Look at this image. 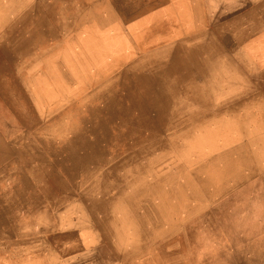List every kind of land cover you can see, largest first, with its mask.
<instances>
[{"label":"rangeland","instance_id":"rangeland-1","mask_svg":"<svg viewBox=\"0 0 264 264\" xmlns=\"http://www.w3.org/2000/svg\"><path fill=\"white\" fill-rule=\"evenodd\" d=\"M0 264H264V0H0Z\"/></svg>","mask_w":264,"mask_h":264},{"label":"bare ground","instance_id":"bare-ground-1","mask_svg":"<svg viewBox=\"0 0 264 264\" xmlns=\"http://www.w3.org/2000/svg\"><path fill=\"white\" fill-rule=\"evenodd\" d=\"M178 3V2H177ZM152 4V3H151ZM129 5V4H128ZM185 5V4H184ZM126 6V5H125ZM135 7V6H134ZM171 7V6H170ZM187 7V6H186ZM137 8V7H136ZM135 8V9H136ZM142 8V7H141ZM141 8H140V11H141ZM172 8V7H171ZM180 8V7H179ZM168 9V8H167ZM166 9V10H167ZM173 9V8H172ZM184 9V8H183ZM187 9V8H186ZM81 10V9H80ZM164 11H165V9H163ZM169 10V9H168ZM191 10V9H190ZM140 11H138V12H140ZM178 11V10H177ZM135 12V11H134ZM133 12V13H134ZM142 12H143V10H142ZM76 14V13H75ZM181 14V13H180ZM182 15V14H181ZM107 16V15H106ZM105 16V17H106ZM176 16H178L177 14H176ZM186 16V15H185ZM189 16V15H188ZM180 17V16H179ZM78 18V17H77ZM127 18V17H126ZM175 18V17H174ZM180 19V18H179ZM191 19V18H190ZM114 20V19H113ZM127 20V19H126ZM130 20V19H129ZM167 20V19H166ZM169 20V19H168ZM128 21V20H127ZM165 21V20H164ZM183 21V20H182ZM102 22V21H101ZM116 22V21H115ZM174 22V21H173ZM181 22V21H180ZM184 22V21H183ZM186 22V21H185ZM76 23V22H75ZM81 23V22H80ZM131 23V22H130ZM151 23V22H150ZM149 23V24H150ZM178 23V22H177ZM148 24V25H149ZM130 25V24H129ZM151 25V24H150ZM161 25V24H160ZM159 25V26H160ZM185 25V24H184ZM116 26H117V24H116ZM122 26V25H121ZM136 26H138V25H136ZM177 26V25H176ZM182 26V25H181ZM147 27V26H146ZM144 28V27H142L143 29H141L140 31H141V33L139 32V33H136V34H134V36L135 37H132V35H131V33H133L132 31L133 30H131V29H128V30H125V34H126V36H127V38H128V40L129 41H131V39L133 38V41L134 40H136V42L137 43H141L142 45H143V43H145V41L148 39V37H149V34L151 33V31L153 32V30H151L150 28ZM148 27H150V26H148ZM157 27H158V25H157ZM189 27V26H188ZM75 28V27H74ZM140 28V27H139ZM154 28V27H153ZM115 29H116V27H115ZM158 29V28H157ZM161 29V28H160ZM174 29V28H173ZM186 29V28H185ZM155 30V29H154ZM185 31V30H184ZM174 32H176V31H174ZM122 33V32H121ZM124 33V32H123ZM134 33H135V31H134ZM180 33H182V32H180ZM98 34H99V32H98ZM172 34V33H171ZM82 35V34H81ZM86 35H87V33H86ZM179 35V34H178ZM85 36V35H84ZM154 36V35H153ZM161 36V35H160ZM79 37H80V35H79ZM88 37V36H87ZM157 37H159V36H157ZM169 37V36H168ZM151 38V37H150ZM77 39V38H76ZM89 39V38H88ZM162 39V38H161ZM166 39V38H165ZM127 40V41H128ZM160 40V39H159ZM72 41V40H71ZM158 41V40H157ZM153 42H155V41H153ZM70 43V42H69ZM149 44V43H148ZM86 45H87V48L90 50V55H91V57H92V59H91V61H77V62H75L74 63V61H73V63H72V66L74 67V68H78L79 70H88V67H89V65H96V66H98L99 68H101V65H102V63H103V61L104 60H107V59H109V55L106 53V50H104V49H102L101 48V45H100V43L99 42H96V41H94V40H89V41H87V43H86ZM137 45V44H136ZM68 46V45H67ZM69 47V46H68ZM144 47V46H143ZM63 48V47H62ZM64 49V48H63ZM68 49V48H67ZM151 49V48H150ZM57 50H56V48H55V52H56ZM134 53V52H133ZM50 54V53H49ZM65 55V54H64ZM135 55V54H134ZM133 55V56H134ZM48 56V55H47ZM50 56H52V54L50 55ZM71 56V55H70ZM69 57V56H68ZM61 59H62V57H61ZM67 60V59H66ZM70 60V59H69ZM115 59L114 58H112V62L114 61ZM59 63V62H58ZM65 63V62H64ZM116 64H117V62H116ZM121 65V64H120ZM68 67H70V66H68ZM93 67V66H92ZM60 69V68H59ZM61 70V69H60ZM67 70V69H66ZM56 71V70H55ZM68 71V70H67ZM70 71V70H69ZM106 72V71H105ZM57 73V72H56ZM61 73V72H60ZM74 74V73H73ZM62 76V75H61ZM76 76H78V75H76Z\"/></svg>","mask_w":264,"mask_h":264}]
</instances>
